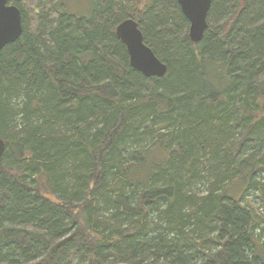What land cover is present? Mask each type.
<instances>
[{
	"label": "trees",
	"instance_id": "trees-1",
	"mask_svg": "<svg viewBox=\"0 0 264 264\" xmlns=\"http://www.w3.org/2000/svg\"><path fill=\"white\" fill-rule=\"evenodd\" d=\"M9 1L0 264H264V0H211L195 43L176 0Z\"/></svg>",
	"mask_w": 264,
	"mask_h": 264
},
{
	"label": "water",
	"instance_id": "water-1",
	"mask_svg": "<svg viewBox=\"0 0 264 264\" xmlns=\"http://www.w3.org/2000/svg\"><path fill=\"white\" fill-rule=\"evenodd\" d=\"M176 1L188 21L189 39L194 43L200 41L208 27L207 13L211 0ZM21 31L20 9L8 0H0V50L17 40ZM114 33L124 44L131 67L146 77H163L166 74L167 65L144 42L143 32L134 18L127 17L120 21L115 26ZM4 147L5 143L0 138V159Z\"/></svg>",
	"mask_w": 264,
	"mask_h": 264
},
{
	"label": "rangeland",
	"instance_id": "rangeland-1",
	"mask_svg": "<svg viewBox=\"0 0 264 264\" xmlns=\"http://www.w3.org/2000/svg\"><path fill=\"white\" fill-rule=\"evenodd\" d=\"M8 2L11 3L9 0H8ZM63 2H64V9L66 10V12L68 14L72 13V12H77V11H80V12H87L88 11V7H89L88 0H64ZM21 22H22V17H21ZM187 34H188V30H187ZM1 50H0V52H1ZM250 196L252 197L251 201H253L254 195L252 194ZM254 207H255V209H257V211H259V213H262V215L264 216V207H262L261 204H255Z\"/></svg>",
	"mask_w": 264,
	"mask_h": 264
}]
</instances>
